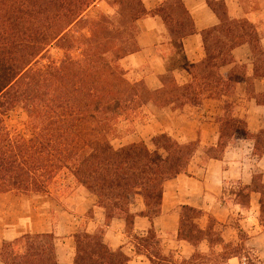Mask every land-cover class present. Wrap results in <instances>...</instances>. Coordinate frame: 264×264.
Wrapping results in <instances>:
<instances>
[{"label": "trees", "instance_id": "16d2710c", "mask_svg": "<svg viewBox=\"0 0 264 264\" xmlns=\"http://www.w3.org/2000/svg\"><path fill=\"white\" fill-rule=\"evenodd\" d=\"M98 1L0 0V194L49 195L65 171L96 196L106 224L120 218L131 228L135 220L131 206L138 197L144 203L141 216L153 220L160 215L164 182L186 171L197 144L159 134L153 139L155 150L142 142L115 148L111 138L116 125L128 121L150 102L159 106L171 102L197 104L205 97H219L230 84H224L218 69L232 62L231 50L238 40L232 26L225 31V40L214 30L204 32L207 56L201 64L190 67L193 82L180 88L173 76L165 75L163 80L169 91H151L128 79L120 66L125 56L116 54L118 50L96 45L92 36L71 34ZM137 2L135 16L140 19L147 11L142 0ZM159 12L172 39L181 40L196 32L182 0H172L171 6ZM91 26L96 28L97 21H91ZM238 26L245 31L251 28L247 23ZM52 44L84 48L83 58L77 59L69 49L61 63L44 65L41 60ZM255 49L263 55V64L256 67V73L264 76V53L257 46ZM109 52L114 61L109 59ZM17 108L28 114L30 138L14 135L1 117ZM230 108L226 104L220 120L218 150L235 139L250 137L256 140L258 150H264V131L250 134L245 120L234 117ZM214 155L218 157L219 152ZM253 189L260 193V222L264 226V183L254 182ZM241 196L244 200L249 195L242 192ZM201 214L184 207L179 237L193 245L205 237L215 244H224L221 237L213 239L214 227L209 225L206 231L200 228L196 221ZM104 233L84 229L73 235L74 264H128L129 257L114 250L105 241ZM154 236L157 237L156 231L151 228L140 242L154 256H160L151 243ZM0 256L6 264H59L53 233H27L6 241ZM232 257L239 258L240 264H258L248 256L243 261L244 256L238 252L221 253L224 264Z\"/></svg>", "mask_w": 264, "mask_h": 264}, {"label": "crops", "instance_id": "0c3cea01", "mask_svg": "<svg viewBox=\"0 0 264 264\" xmlns=\"http://www.w3.org/2000/svg\"><path fill=\"white\" fill-rule=\"evenodd\" d=\"M142 3L147 14L138 20L137 49L120 61L129 80L142 83L151 91H169L163 80L165 75L173 76L180 88L190 85V67L201 64L207 56L203 33L214 30L225 40V31L232 26L238 44L231 50L232 62L218 69L224 84L230 87H224L219 97H205L197 104L148 103L145 107L150 118L141 126L139 141L148 132L168 134L182 143H196L197 149L186 171L164 182L160 215L153 220L141 216L142 201L137 210H132L135 220L130 229L120 218L106 224L104 213L98 220L92 219L86 229L95 232L99 226H105V241L114 250L124 252L129 257L128 264H153L155 260L177 264L179 259L189 262L197 252L204 257L205 264L214 247L220 248L219 255L224 244L238 242L261 259L264 226L260 222V193L253 189V184L258 180L264 183V150H258L251 137L226 143L223 150H218V145L226 104H230L234 117L245 120L250 134L264 131V76L256 73V67L263 64V55L255 49L257 46L264 53V0H182L196 32L181 40L171 38L159 12L171 6L172 0ZM240 23L249 24L250 30H240ZM217 152L218 157L214 155ZM242 192L248 193L246 200ZM85 194L93 195L87 190ZM54 203L49 196L0 194V252L4 242L23 234L53 233L58 263L74 264L73 235L79 228V217L64 205ZM56 204L60 208L59 224L54 222ZM86 207L100 209L96 199L88 200ZM184 207L202 213L196 222L204 231L214 221L218 226L214 230L220 232L224 244H215L206 237L196 245L181 239L179 227ZM151 228L159 239L160 256H154L140 242ZM241 233L246 234L245 239ZM0 264H6L1 256ZM228 264H240V260L232 257Z\"/></svg>", "mask_w": 264, "mask_h": 264}, {"label": "rangeland", "instance_id": "374dc122", "mask_svg": "<svg viewBox=\"0 0 264 264\" xmlns=\"http://www.w3.org/2000/svg\"><path fill=\"white\" fill-rule=\"evenodd\" d=\"M121 1L122 0H99L97 3H95L92 7L88 9V11L85 13L84 20L73 27V29L71 30V34L75 37H81L82 35H85L87 37L92 36V39L94 42H96V45H106L108 49H111L113 51L118 50L116 54L124 55L125 57L128 56L137 49L136 36L139 30V19L135 15L136 9L138 8V2L137 0H123V3H121ZM142 17L143 16H141L140 18ZM91 21H97L98 26L93 29L91 26ZM64 46V48H60V46H58L57 44H52L45 53L44 58L41 60L42 64L48 65L51 62L57 64L61 63L69 55V49H71L77 59L83 58L84 48L71 47V45H69L68 47L67 44ZM109 59L113 60L114 56L110 55ZM121 68L124 70L122 66ZM146 109V107H143L136 114L130 116L128 121L118 122L115 129V135L111 138V143L115 148H121L133 143L142 142L146 144L149 149L155 150L153 139L159 134L153 135L148 132L145 136V139L142 138V140L139 141L140 137L138 136V134L140 132L141 126L144 123H148V120L150 118L148 112H146ZM1 117L3 118L5 125L14 135L22 134L26 138H30L32 136V127L30 124V119L26 111H24L23 109L17 108L13 111L6 112ZM262 137V143L264 144V135H262ZM257 183L258 185H260V180L256 181V184ZM85 193L86 190L84 191L83 188L78 185L70 177V175H68L64 171L60 173L56 182L52 185L51 194L43 196H49L51 202L53 197L55 203H58V205L60 204L62 206L64 205L68 211L77 214V216L79 217L77 220L80 223L78 230H84L86 229L87 224L92 219L98 220L99 218L103 217L102 213H104L101 208L87 210L86 203L88 202V200L96 199V196L88 195ZM12 194L17 195L14 193ZM141 202L142 199L138 197L134 204L131 206V209L137 210ZM58 205L56 204L57 209L54 210V222H56V224H59L60 222V208ZM210 225L212 228L217 227L218 229V226L214 221H212ZM96 230L105 231V226H99ZM214 234V240L220 238V232L214 230ZM240 236L242 239L246 238L245 233H241ZM151 243L155 245L156 250L159 252V239L154 236L153 238H151ZM224 245L227 246V249L224 250L225 254H229L231 252H238L242 256H248L255 263L264 264V253L262 258L259 259V256H256V253L252 252L251 250H248L244 243L238 242L237 245ZM219 250V247H214V249L211 251V260L209 258V261H205V264H224V260L221 258V253L217 255V251ZM203 258L204 257H202V255L197 252L193 261L182 262V260L179 259L176 263L202 264ZM153 264L170 263H162V261L155 260Z\"/></svg>", "mask_w": 264, "mask_h": 264}]
</instances>
